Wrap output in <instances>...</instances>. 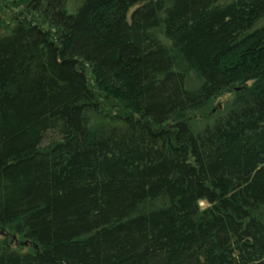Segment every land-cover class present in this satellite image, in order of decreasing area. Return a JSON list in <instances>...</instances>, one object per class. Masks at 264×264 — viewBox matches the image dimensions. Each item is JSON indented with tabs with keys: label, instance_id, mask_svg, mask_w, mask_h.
I'll list each match as a JSON object with an SVG mask.
<instances>
[{
	"label": "trees",
	"instance_id": "1",
	"mask_svg": "<svg viewBox=\"0 0 264 264\" xmlns=\"http://www.w3.org/2000/svg\"><path fill=\"white\" fill-rule=\"evenodd\" d=\"M2 29L0 264H264V0H0Z\"/></svg>",
	"mask_w": 264,
	"mask_h": 264
},
{
	"label": "rangeland",
	"instance_id": "2",
	"mask_svg": "<svg viewBox=\"0 0 264 264\" xmlns=\"http://www.w3.org/2000/svg\"><path fill=\"white\" fill-rule=\"evenodd\" d=\"M9 13V12H8ZM5 31V29L0 30V34ZM231 95H224L221 96L219 98H217L216 100H214V102H212L211 106H213L211 108V111H208L209 114L204 113H195V117L191 119V126L193 129H199L201 127H203L206 123H211L212 122V118L218 113L217 111H219L218 109H220L222 106H224L230 99H231ZM105 110L109 109V107H105ZM91 121H97L99 118L98 114H92L90 116Z\"/></svg>",
	"mask_w": 264,
	"mask_h": 264
}]
</instances>
